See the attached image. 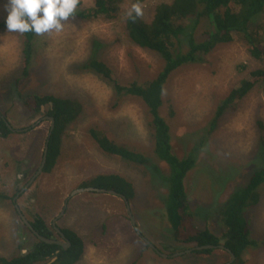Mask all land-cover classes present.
Segmentation results:
<instances>
[{
  "label": "rangeland",
  "instance_id": "374dc122",
  "mask_svg": "<svg viewBox=\"0 0 264 264\" xmlns=\"http://www.w3.org/2000/svg\"><path fill=\"white\" fill-rule=\"evenodd\" d=\"M94 1L77 0L75 9L93 6ZM170 1L145 0L138 4L142 13L140 17L146 22L150 21L153 7L160 2ZM133 4L131 0H122L120 13L115 19L63 20L60 31L51 29L38 34L34 40L35 57L30 76L20 81L18 90L4 82H14L20 77L22 37L20 32L0 28V116L5 117L12 129L18 131L12 132L14 135L9 139L0 137V190L15 199L16 192L28 183L41 163L43 143L50 127L48 121L41 120L44 116L26 112L17 97L18 92L74 98L81 103L83 112L65 131L61 156L55 168L49 175L36 177L29 189L16 199L25 218L32 221L33 214L41 215L47 225L52 226L53 219L67 201L56 226L71 229L84 238L85 254L77 264H132L136 260L137 264L223 263L228 257L217 249L209 258H199L194 253L181 256L179 261L160 257L149 247L145 248L146 244L135 233L120 198L97 193L70 196L92 176L120 174L136 190V199L129 205L141 236L166 255L192 247L175 243L171 232L169 234L161 216L163 208L160 201L167 195L162 181H152L140 167L102 155L89 140L90 130H104L118 142L144 151L151 150L141 102L135 98L117 96L110 85L98 76L76 73L72 68L74 63L94 56L111 68L121 85L155 76L161 68L160 58L131 44L124 31L125 17ZM5 15L0 6V23L4 22ZM254 24L264 31V16L258 17ZM206 28L205 22L197 27V41L205 40L203 33ZM183 41L186 45V40ZM260 65L249 56L246 46L234 38L232 43L212 51L204 64L185 66L173 76L165 89L162 114L167 118V107L171 101L176 115L173 120H167L172 129V147L176 156H187L193 144L203 139L212 111L249 71L260 68ZM263 105L264 94L260 87H256L238 101L233 110L228 109L215 131L205 136L207 150L203 148L198 153L196 166L184 180L196 227L218 230L219 218L215 211L235 188L238 191L244 186L254 167L264 165L260 159L253 158L259 153L258 149H264ZM257 121L263 125L261 131L258 130ZM153 160L163 174H168L167 165ZM31 196L35 201L33 208L29 211L25 207L24 210L23 201ZM14 210L11 201L6 206H0L2 257L19 255L35 241L30 236L25 243L23 234L27 230ZM249 223L252 237L260 242L259 238L264 234V196L249 213ZM139 257L142 258L138 261ZM245 260L246 264H264V248L250 252Z\"/></svg>",
  "mask_w": 264,
  "mask_h": 264
},
{
  "label": "trees",
  "instance_id": "16d2710c",
  "mask_svg": "<svg viewBox=\"0 0 264 264\" xmlns=\"http://www.w3.org/2000/svg\"><path fill=\"white\" fill-rule=\"evenodd\" d=\"M131 1L134 4H142L145 0ZM120 4H122V0H95L93 6L74 9L73 13L65 20L115 19L120 13ZM263 15L264 0H171L169 3L160 2L153 7L150 21L146 22L140 16L132 13L131 17L129 15L125 17L123 24L125 34L131 44L152 52L160 58L161 68L154 77L141 81L133 80L121 85L111 68L94 56H90L83 62L74 63L72 66L76 73H92L107 82L115 95L135 98L141 102L145 112V124L151 150L144 151L139 147L118 142L108 136L104 130H90L89 140L95 144L102 155L118 158L128 165L140 167L149 174L152 181L156 179L162 181L167 195L160 201L163 208L161 216L164 218L169 234L171 232V238L175 243L192 246L191 248L223 246L235 257L231 264H246L245 258L249 256L250 252L259 247L264 248V234L261 235L260 242H258L255 237H252V228L249 223V213L258 206L264 196V165L253 166V171L244 186L238 191L235 188L215 211L219 218V229L213 231L195 226L194 214L191 211L184 180L196 166L198 153L203 148L207 150L205 145L207 137L205 138V136H210L215 131L225 112L228 109L233 110L235 104L244 99L256 87H260L264 94V31L261 26L254 24L255 20ZM201 22H205L207 25L206 31L203 33L205 40L197 41L195 31ZM0 28H6L4 22L0 23ZM20 35L22 37L20 77L16 78L14 82L12 80L4 82V84L7 82L8 86H14V90L20 88L21 80L30 76L35 57L34 40L38 34L29 31L20 33ZM234 38L246 46L252 59L260 62V68L249 71L229 91L215 111H212L203 139H199L193 144L192 150L187 156L178 157L173 152V133L169 125V121L173 120L176 115L171 101L167 107V118L162 114L165 105V89L181 68L188 65L204 64L212 51L232 43ZM181 39L186 40V45L185 41ZM17 97L21 100L26 112L40 113V107L44 106L47 109V116L54 120L51 135L48 137V130L43 143L44 149L48 139L46 162L41 174L49 175L61 156L62 137L67 128L78 120L83 112V107L77 99L50 94L36 95L18 92ZM3 118L6 120L5 117ZM256 124L258 130L261 131L262 123L257 121ZM13 135L4 120L0 118V137L9 139ZM258 150L259 153L253 158L260 159L264 164V149ZM153 158L168 166V174L162 173ZM90 187L113 190L123 195L129 204L136 199V190L133 184L120 174H97L83 181L78 189ZM10 201L14 206L15 215H18L14 197L10 198L0 190V206H6ZM30 224L42 237L50 240L57 238L53 227L47 225L41 215L32 216ZM62 233L70 243L68 248L62 249L60 246L48 245L35 239L31 250L25 251L23 255L0 256V264L79 263L86 250L84 238L67 228H62ZM145 248L148 249V246L146 245ZM214 252L215 250H202L194 254L201 258H209ZM221 252L229 260V254L225 251ZM141 258L139 257L138 261ZM180 259L181 257L176 258L177 261ZM228 260L220 264H224ZM132 264H137V260Z\"/></svg>",
  "mask_w": 264,
  "mask_h": 264
},
{
  "label": "clouds",
  "instance_id": "9594fccd",
  "mask_svg": "<svg viewBox=\"0 0 264 264\" xmlns=\"http://www.w3.org/2000/svg\"><path fill=\"white\" fill-rule=\"evenodd\" d=\"M77 0H3L0 6L6 13L4 24L7 30L36 34L51 29L60 31L61 21L67 19L74 11ZM140 16L141 8L133 4L128 15Z\"/></svg>",
  "mask_w": 264,
  "mask_h": 264
},
{
  "label": "water",
  "instance_id": "95a60500",
  "mask_svg": "<svg viewBox=\"0 0 264 264\" xmlns=\"http://www.w3.org/2000/svg\"><path fill=\"white\" fill-rule=\"evenodd\" d=\"M44 110V108L42 109V111ZM0 118H2L5 122V125L7 126V128L11 131V132H18L14 129H12V127L10 126V124L2 117L0 116ZM42 121H48L50 123V129H49V132H48V137H50L51 135V132H52V129H53V126H54V120L53 118L49 117V116H45L41 119ZM40 122L36 123V125H38ZM36 125H33L32 127L36 126ZM47 143H48V139L46 141V145L44 146V149H43V153H42V159H41V163H40V166L38 167L36 173L34 174L33 178L30 180L29 184H31L34 179L36 177H38L41 173H42V169L45 165V162H46V154H47ZM28 186H26L24 189L20 190L19 194L20 193H23L26 189H27ZM80 193H91V194H105V195H108V196H111V197H117V198H120L125 207H126V212L128 214V218L130 219L131 221V224L133 225L134 227V230H135V233L144 241V243L150 248L152 249L153 251H155L160 257H163V258H177V257H181V256H184V255H189V254H192V253H195V252H200L202 250H222V251H225L229 254V260L224 263V264H231L234 260H235V257L234 255L229 251V250H226L223 246H202V247H194V248H190V249H187V250H184V251H180V252H177V253H173L172 255H166V254H163L161 253L152 243H150L148 240H146L145 238H143L141 236V233L139 231V229H137L135 223H134V219L132 217V214H131V210H130V205H129V202L127 201V199L121 195V194H118L117 192L113 191V190H104V189H96V188H81V189H76L74 191L71 192L70 196H73V195H76V194H80ZM19 194H17V196L15 197L14 201H16L17 197L19 196ZM66 202L65 201V205L63 206V209L62 211L59 213V215L53 219V222H52V227L54 229V231L59 235L60 240H50V239H47L45 237H42L41 235H39L33 228L32 226L29 224V222L27 221V219L24 217V215L21 213L20 209L18 208L17 205H15V208H16V212L19 216V218L21 219L23 225H25L29 230L30 232L35 236V238L40 241V242H43L45 244H48V245H57V246H60V247H63V248H67L70 246V243L68 240H66L64 234L62 233V231L60 230V228H58L56 226V221L63 215L64 213V208L66 207ZM20 231H18L19 233ZM17 233V234H18ZM64 241V242H62ZM22 246V242L20 244Z\"/></svg>",
  "mask_w": 264,
  "mask_h": 264
},
{
  "label": "flooded vegetation",
  "instance_id": "af4514ba",
  "mask_svg": "<svg viewBox=\"0 0 264 264\" xmlns=\"http://www.w3.org/2000/svg\"><path fill=\"white\" fill-rule=\"evenodd\" d=\"M44 108V110L42 111V109ZM35 114H37V113H35ZM38 114H40V115H42V116H47V109H46V107H44V106H41L40 107V113H38ZM35 174V173H34ZM34 174H33V176H34ZM33 176L30 178V180L33 178ZM30 180L28 181V183H26L25 185H24V187L22 188V189H24L26 186H28L27 187V189H29V187L31 186V184L33 183H31V184H29V182H30ZM35 180V179H34ZM21 189V190H22ZM26 189V190H27ZM25 190V191H26ZM24 193H22V195H23ZM21 195V196H22ZM20 195L17 197V199L19 198V197H21ZM32 196H33V194H32ZM31 196V198H28L27 199V201L26 200H24L23 201V209L25 210V207H27L28 209H29V211H31V209L33 208V204H34V200L32 199L33 197ZM32 206V207H31ZM36 214H33L32 216L34 217ZM25 217V216H24ZM28 221V220H27ZM29 222V224L32 222V221H28ZM31 225V224H30ZM23 226H25V225H23ZM22 227V226H21ZM59 228V227H58ZM25 229L27 230V233H25V234H23L24 235V239H25V243H27L28 242V239H29V237L30 236H32L33 237V239L35 240L36 238H35V236L30 232V230L25 226ZM60 230L62 231V228H60ZM54 233H55V235L57 236V238L55 239V240H60L61 241V239H60V237H59V235L54 231ZM65 236V235H64ZM67 240V239H66ZM62 242H64V241H62ZM34 243H32V245H33ZM32 245L29 247V249H27L26 250V252L28 251V250H31V248H32ZM62 249H66V248H63V247H61ZM68 248V247H67ZM23 254H25V252H23V253H21V255H23Z\"/></svg>",
  "mask_w": 264,
  "mask_h": 264
},
{
  "label": "bare ground",
  "instance_id": "6f19581e",
  "mask_svg": "<svg viewBox=\"0 0 264 264\" xmlns=\"http://www.w3.org/2000/svg\"><path fill=\"white\" fill-rule=\"evenodd\" d=\"M264 16V15H263ZM85 25V24H84ZM100 25V24H99ZM254 87V86H253ZM264 106V105H263ZM254 126V125H253ZM250 144V143H249ZM252 146V145H251ZM251 182V181H250ZM197 255V254H196ZM200 258V257H199ZM217 258V257H216Z\"/></svg>",
  "mask_w": 264,
  "mask_h": 264
}]
</instances>
